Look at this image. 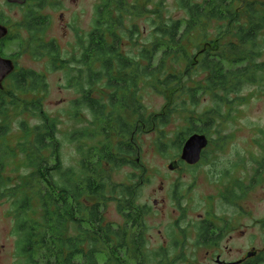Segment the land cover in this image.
<instances>
[{
  "label": "trees",
  "instance_id": "1",
  "mask_svg": "<svg viewBox=\"0 0 264 264\" xmlns=\"http://www.w3.org/2000/svg\"><path fill=\"white\" fill-rule=\"evenodd\" d=\"M236 1L180 0V7L189 15L183 21L166 17L165 1H152L149 5H154L153 9L147 11V0H103L88 41H81V55L72 62L75 75L70 83L84 95L77 106L90 109L99 126L94 138L104 136L106 142L87 153L80 144V167L65 168L56 135L59 122L33 105V110L41 113L43 125L24 127L34 139L19 145L28 150L30 174L9 191L17 209L16 264L153 262L144 236L146 213L138 204L140 184H115L111 170L132 163L137 166L128 158L138 151L128 138L135 136L141 122L151 129L157 123L166 126L174 108L183 109L184 114L190 105L198 107L203 96L212 97L218 105L232 104V94L259 80L264 66L258 62L262 55L259 40L264 29V2L255 0L237 6ZM149 13L150 33L139 24ZM145 35L151 42L143 45L139 40ZM128 47L138 49V56L125 53ZM48 53L53 66H57L59 48L54 46ZM184 65V70H179ZM12 80L14 89L8 94L16 109L22 108V94L46 92L48 88L46 78L32 71H20ZM145 81L158 95L172 96L176 101L168 114L148 113L137 98L131 101ZM125 112H131L135 120H129ZM219 114V109H213L191 116L187 131L179 136V146L184 148L194 134L209 136ZM4 129H0V139ZM114 135L120 139L117 147L111 146ZM85 137L90 136L78 134L75 140L83 141ZM48 150H53L50 156L46 155ZM1 175L0 188H4ZM113 201L126 219L123 228L107 220L104 210ZM36 203L42 209L40 220L30 218ZM101 255L106 262H100Z\"/></svg>",
  "mask_w": 264,
  "mask_h": 264
},
{
  "label": "rangeland",
  "instance_id": "2",
  "mask_svg": "<svg viewBox=\"0 0 264 264\" xmlns=\"http://www.w3.org/2000/svg\"><path fill=\"white\" fill-rule=\"evenodd\" d=\"M133 1L129 0V2ZM147 1L148 5L152 1L160 2V0ZM161 1H165L164 14L167 18L183 21L189 18L188 13L180 7V0ZM253 1L255 0H248V2ZM140 2L144 3L146 0H140ZM245 2L246 0L236 1L237 6H242ZM57 4L56 0H32L22 10L14 6L10 7L6 0H0V19L12 29V37H16L13 40H5V54L16 59L20 68L45 75L48 84L46 92L42 90L22 94V108L17 109L13 105L14 100L8 94L14 89L11 81H6L4 83L6 88L0 89V129L6 128L4 136L0 139V173L6 184V187L0 188V264H16L17 261L15 256L17 209L9 191L19 187L30 174L27 168L28 150L20 146L27 139L30 141L34 139L32 135L28 136L24 127L33 129L43 125L41 113L33 110L34 106L35 108L38 106L43 113L59 122L56 135L65 168H79L83 161V151L90 152L106 142L104 136L94 138L98 135L99 126L94 121L90 109L83 105L77 106L76 102L80 101L84 95L73 86V83H70L75 75L72 70L75 66L71 63L74 58H79L82 51L79 35L86 37L92 31L97 10L103 5V0H80L77 4L73 0H63L61 7ZM153 6L149 5L147 11L152 10ZM27 10L34 11L48 21L43 39L46 43L55 41L58 44L61 59L57 66L60 65L61 68L53 66V60L46 53L42 57L41 55L34 57L31 53L22 52L23 41L31 36L27 29H23ZM61 14H64V20L60 18ZM150 18L149 13L139 20L140 27L148 33L151 32ZM139 41L143 45L151 42L148 35ZM259 45L262 55L258 62L264 64V29L260 33ZM137 52L138 49L133 47L125 50V53L133 57L138 56ZM184 67L185 65L179 67V70H184ZM140 87L131 101H135L134 97L137 98L140 106L143 109L145 107L148 113L158 116L168 114L169 107L176 102L173 101L172 96L158 95L153 91L151 83L147 81L142 82ZM3 98H6V101ZM230 100L234 103L218 105L212 97L203 96L198 107L190 105L184 114L183 109L175 110L174 108L171 113L172 118L166 126L157 123L151 129L141 122L135 136L128 138L139 148L137 151L139 153L128 157L130 161L137 163V166L134 167L132 163L111 170V178L115 184H140L138 204L150 210V213L145 216L147 225L144 236L147 252L153 261L151 264H215L207 256L208 251L212 254L215 249L201 251L196 246L197 225L200 223V217L210 211L206 196L213 192V185L209 179L211 172L219 173L227 167L241 163L244 170L238 172V177L246 180L248 186L254 175L258 173L260 168L258 163L264 161V66L259 80L246 85L237 95L232 94ZM24 107H29V110ZM4 109L7 112L3 114L1 110ZM213 109L220 110V118L210 134L215 145L213 144L207 150L201 165L195 168L183 167L182 170L175 172L169 170L168 167L175 160L182 161L183 148L179 146L178 139L190 126V117L195 118ZM125 114L129 120H135L131 112H125ZM2 130L0 134L3 133ZM83 133L90 137L83 138V141H76L78 134L82 136ZM119 143V137L114 135L111 146L117 147ZM79 145L84 147L83 151H80ZM52 153L53 150H48L46 155L50 156ZM52 162L55 161L52 160ZM201 179L205 180L200 185ZM255 190L257 193L251 195L248 200L249 226L252 233L255 232L256 221L264 216V201H261L264 197V187H258ZM176 191L181 197L183 210L176 201V195H174ZM156 200L159 201L157 207L154 206ZM219 208V215L230 217L236 213V208ZM104 211L108 222L115 224L117 228H123L126 225L124 214L119 210L116 201L109 203ZM30 214L32 220L42 218L39 203H36ZM178 229L185 231L184 236L178 233ZM179 241H185L184 245L179 246ZM259 242L260 240L257 239L254 244L257 245ZM99 259L102 263L106 262L104 255H101Z\"/></svg>",
  "mask_w": 264,
  "mask_h": 264
},
{
  "label": "flooded vegetation",
  "instance_id": "3",
  "mask_svg": "<svg viewBox=\"0 0 264 264\" xmlns=\"http://www.w3.org/2000/svg\"><path fill=\"white\" fill-rule=\"evenodd\" d=\"M6 1L10 7L14 6L21 8L22 10L25 9L30 2H32V0H25L24 4H21L18 2L11 3L9 0ZM56 1L58 3L57 5L61 7L63 0ZM73 2L77 4L80 2V0H73ZM248 3V0H246L244 6ZM27 12L28 14L25 17L26 21L23 25V29H27L28 32L31 33V36L28 40L23 41L24 47L22 48V52L24 54L31 53L34 57L40 55L42 57V55L44 56L45 53L48 56L50 49H53L54 46L58 48V44H56L55 41L46 43L43 39V35L45 33L44 31L48 27V21L42 16L37 15L34 11L27 10ZM60 18L64 20V14H61ZM0 26L5 29V32L7 33L0 39V56L3 59L11 61L14 65L13 73L5 77L2 81V86H4V89L6 88L4 83L6 81H11L12 84L13 76L20 73V71H32L36 75L46 78V76L42 73L39 74L38 72L30 69L25 70L20 68L16 59L5 54V40H13L16 37H12V29L7 23L1 21V19ZM90 33L87 34L86 37L79 33L81 35H79V43L82 41V43L86 44L85 42L88 41ZM82 43L80 45L82 46L83 50ZM57 67H60V65ZM91 98L94 99V95L92 93ZM207 137L210 143L209 146L203 150L201 154L202 158L199 163L187 164L184 161L180 162L175 160L178 162L175 170L170 169V166L168 169L175 172L182 170L183 167L195 168L201 165L204 157L206 156L205 154L207 150L214 144V141L212 142L210 135ZM135 148L137 150L139 149L137 148V145H135ZM258 164L260 166L258 173L254 175L251 184L248 186L246 184V180L242 178L240 179L238 177V172L240 170H244L241 167L243 166L241 163L227 167L226 170L220 171L219 173L211 172L209 179L213 185V192L211 195L206 196L207 200H209L207 206L210 207V211L207 212L205 216L200 217V223L197 225L198 236L196 246L201 251L209 248L215 249L214 253L212 254L209 251L207 252V256L215 264H264V216H261L260 219H258L254 224V233L250 231L251 228L249 226L250 214L248 209V200L250 199L251 195L257 193L255 190L256 188L264 187V161H261ZM203 180L205 179H201L200 185ZM177 192L178 191L174 192V195H176V201L179 202V207L183 210L180 202L181 197ZM261 201H264V197ZM154 206H159L158 200L154 202ZM219 207L236 208V213L230 217H227L226 215H219ZM144 210L146 215L150 213L149 208L147 209L146 207ZM178 233L184 236L185 231L183 229L181 231L178 229ZM257 239L260 240V242L255 245L254 243ZM184 242L179 241V246H183ZM258 245H262L263 247Z\"/></svg>",
  "mask_w": 264,
  "mask_h": 264
},
{
  "label": "water",
  "instance_id": "4",
  "mask_svg": "<svg viewBox=\"0 0 264 264\" xmlns=\"http://www.w3.org/2000/svg\"><path fill=\"white\" fill-rule=\"evenodd\" d=\"M12 2H18L24 4L25 0H9ZM7 33L5 29L0 26V39L5 36ZM14 65L11 61L3 59L0 56V89L3 90L4 86H2V81L5 77L13 73ZM208 137L204 134H194L190 136L186 144L183 148L182 152V161L189 164H197L201 161L202 152L209 146ZM178 164L177 161L173 162L170 165V169L175 170L176 165Z\"/></svg>",
  "mask_w": 264,
  "mask_h": 264
}]
</instances>
